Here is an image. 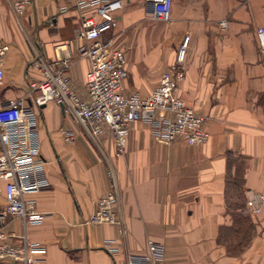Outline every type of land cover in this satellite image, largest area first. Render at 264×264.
Returning a JSON list of instances; mask_svg holds the SVG:
<instances>
[{"label": "crops", "instance_id": "crops-1", "mask_svg": "<svg viewBox=\"0 0 264 264\" xmlns=\"http://www.w3.org/2000/svg\"><path fill=\"white\" fill-rule=\"evenodd\" d=\"M74 2L30 0L15 14L8 0H0V43L8 46L1 57L0 104L12 97L30 102L28 82L40 77L36 56L45 62L67 56L68 84L84 94L88 60L77 56L82 39L75 27L81 14L99 18L92 6ZM110 13L112 22L99 37L124 54L126 93L145 95L188 34L173 92L203 116L207 137L198 144L158 142L147 122L137 119L115 154L105 126L92 137L47 100L36 107V130L49 184L28 193L45 214L23 226L7 215L8 239L19 242L23 234L42 244V259L34 264H125L124 255L143 251L147 239L161 243L160 264H264V57L254 36L255 26L264 27V0H171L166 21L153 19L144 0H121ZM61 127L71 130L69 142ZM233 179L239 180L248 225L226 205L235 197ZM110 181L116 221L84 223ZM257 193L262 198L254 209L248 197Z\"/></svg>", "mask_w": 264, "mask_h": 264}, {"label": "built area", "instance_id": "built-area-1", "mask_svg": "<svg viewBox=\"0 0 264 264\" xmlns=\"http://www.w3.org/2000/svg\"><path fill=\"white\" fill-rule=\"evenodd\" d=\"M15 14L21 13L30 0H8ZM69 1V0H65ZM75 5L92 6L96 20L91 15L81 14L75 27V35L82 39L77 45V56L86 57L88 68L84 74V94L78 95L68 84L64 66L69 63L67 56L58 55L51 62L36 56L34 64L40 71L37 80L28 82L31 93L29 103L21 97L7 98L0 104V264H34L40 262L44 246L26 241L23 234L19 242H12L8 236L12 232L3 228L7 215L19 218L22 226L39 223L44 212L35 208L34 200L28 193L48 186L43 172V160L38 149L36 130V107L47 100L60 104L62 110L81 124L87 133L95 137L105 126L111 136L115 154L123 151L128 127L137 119L145 120L152 138L168 143L176 138L187 144H198L207 137L203 128V116L184 104L173 92L177 80L182 77V63L188 42L184 33L176 46L172 61L163 69L157 82L145 94L136 91L124 92L122 78L125 75L124 54L118 47L110 45L108 39L99 34L112 22L111 9L120 5L121 0H74ZM145 7L153 19L166 21L170 16L171 0H144ZM66 8L65 3L58 10ZM223 25V21H219ZM254 36L258 50L264 57V27L257 25ZM7 44L0 43L1 57ZM59 49L60 45H55ZM161 110L163 113H159ZM165 112V113H164ZM64 141L69 142L73 134L66 127L60 128ZM117 197L114 181L94 200L84 223H113L116 221L113 203ZM254 209L257 208L262 194L248 197ZM163 247L158 241L147 239L144 250L124 255L125 264H160ZM190 264V263H184Z\"/></svg>", "mask_w": 264, "mask_h": 264}, {"label": "trees", "instance_id": "trees-1", "mask_svg": "<svg viewBox=\"0 0 264 264\" xmlns=\"http://www.w3.org/2000/svg\"><path fill=\"white\" fill-rule=\"evenodd\" d=\"M231 191L233 192V194L235 195L234 198H226V205L227 208H235L237 210H239L238 216L241 220L242 223L245 224H249L248 221V216L246 214V207H245V203L244 200L242 198H240V191H239V180L238 179H233V182L231 184Z\"/></svg>", "mask_w": 264, "mask_h": 264}, {"label": "water", "instance_id": "water-1", "mask_svg": "<svg viewBox=\"0 0 264 264\" xmlns=\"http://www.w3.org/2000/svg\"><path fill=\"white\" fill-rule=\"evenodd\" d=\"M60 105V104H59Z\"/></svg>", "mask_w": 264, "mask_h": 264}]
</instances>
